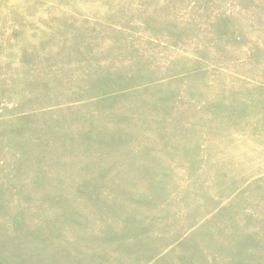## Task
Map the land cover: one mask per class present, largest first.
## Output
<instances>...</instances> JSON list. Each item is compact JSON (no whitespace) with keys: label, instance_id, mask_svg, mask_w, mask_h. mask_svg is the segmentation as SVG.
Masks as SVG:
<instances>
[{"label":"rangeland","instance_id":"1","mask_svg":"<svg viewBox=\"0 0 264 264\" xmlns=\"http://www.w3.org/2000/svg\"><path fill=\"white\" fill-rule=\"evenodd\" d=\"M0 264H264V0H0Z\"/></svg>","mask_w":264,"mask_h":264}]
</instances>
